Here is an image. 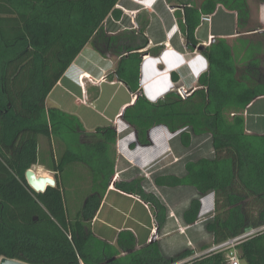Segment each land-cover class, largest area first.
I'll return each mask as SVG.
<instances>
[{"label": "trees", "instance_id": "16d2710c", "mask_svg": "<svg viewBox=\"0 0 264 264\" xmlns=\"http://www.w3.org/2000/svg\"><path fill=\"white\" fill-rule=\"evenodd\" d=\"M118 1L0 0V258L28 264H77L79 259L170 264L175 259L164 256L155 241L137 248L131 230L119 231L115 244L93 233L92 220L115 175L116 130L104 125L87 131L78 116L46 105L48 94L84 46L103 35L107 17H120ZM220 3L235 10L239 19L247 15V0H203L199 7L186 1L184 26L190 42L201 17ZM110 40L117 41L115 36ZM146 43L145 38L117 51L113 77L135 94L133 103L123 109L122 120L134 128L142 144L149 143L151 128L163 125L170 132L181 130L177 136L184 147L190 146L193 135H207L212 147L210 156L186 161L183 175L155 176V185L194 188L197 196L182 212L187 224L197 220L201 197L213 193L212 213L205 221L212 244L264 227V134L246 132L243 116L248 104L264 95V84L237 80L232 63L221 58L223 51L210 45L203 48L210 64L199 76L202 88L183 97L171 90L152 102L139 89V50ZM39 135L61 149L56 158L51 153L53 171L65 175L80 164L90 173V186L79 193L84 197L73 213L65 183L56 176L55 186L43 192L27 184L25 171L38 162ZM115 188L151 202L161 226L166 209L145 193L139 181L117 182ZM236 249L244 264H264V228ZM225 262L222 252L211 251L181 264Z\"/></svg>", "mask_w": 264, "mask_h": 264}, {"label": "rangeland", "instance_id": "374dc122", "mask_svg": "<svg viewBox=\"0 0 264 264\" xmlns=\"http://www.w3.org/2000/svg\"><path fill=\"white\" fill-rule=\"evenodd\" d=\"M136 3L138 7L149 5V3ZM117 5L121 6V3L119 2ZM250 6L251 3L248 6L249 10ZM121 12L123 15L121 20L119 19L121 15L118 18L119 22L115 17H107V20L102 25L103 35L100 38L89 41L75 58L74 61L76 63L73 61L67 69V71H75L73 73L75 74L73 75L75 83L63 78L61 84L62 87L64 86L71 91L68 93L62 87H57L52 95L46 99V104L52 105L54 103L53 100L58 101L57 103H59L62 109L71 111L78 116L87 130L108 124L116 130V174L113 178L112 186L109 187L110 190L105 196V201L101 206L99 214H97V219L95 218L93 221L94 233L102 235L114 243L117 228L129 227L135 230H147L144 241L137 240V245L150 240H158L161 249L169 254L171 253L170 248L175 247L172 251L175 249L174 253H178L179 250L183 249L182 246L191 240L192 245L189 247L198 251L197 255H195L196 257L201 255L200 253H206V250H208L207 248L200 252L198 244L204 242V245L209 248L213 245L209 236L204 234L205 230L201 226V224L203 225L210 218L213 209L211 200L209 208H206L205 205L206 196L209 193L200 199L201 210L196 223L199 224V227L190 228V226L185 224L181 215L184 209L187 208L191 198L197 196L194 188L190 186L158 187L155 185L153 179L160 174L182 175L186 161L212 154L211 142L207 135H193L190 146L184 147L181 144L179 136H177L179 130L170 132L166 126L161 125L151 128L147 136L149 143L142 144L138 142L134 128L121 119L120 114L122 111L114 116L120 104L129 99L125 87L115 82L112 74L119 59V55L117 54L118 48L121 45L137 43L139 40L146 38L144 26H138V28L132 27L129 12H125L126 15L122 10ZM113 19L117 22H114ZM137 29L139 32L141 30V32L135 35ZM112 36H115L117 41H111L110 37ZM133 37L134 41L131 39ZM75 64L81 67V71L76 70ZM86 72L89 74V78L81 80L82 74ZM108 81H114L115 83H109ZM91 82H98L99 84L105 82L97 88L93 87V90L97 93L100 91L99 100L96 102H93L94 97L92 98L89 94ZM179 88L175 87L174 89L179 95L181 93V96L189 94V92L181 88L180 93L176 90ZM132 143H134L133 146H131ZM57 148L58 146H56ZM60 150L59 148L52 152L53 155L58 156ZM48 153L50 154L49 151ZM45 155L46 153H41L40 164L45 163L46 166L44 167L47 169V166L50 164L51 157L49 156L51 154L47 157ZM41 166L36 165L32 169L36 171L37 175L47 174V176L54 177V173L46 169L44 170ZM42 169L46 172H41L40 174L39 170ZM75 169L71 174L72 176L75 173L77 176L79 175V182L75 184L76 180H73L74 184L71 182L69 185H66L65 189L68 207L72 213L81 205L84 196H80L79 193L82 188L88 189V186H90V173L81 167L80 164H76ZM132 180L139 181L145 193L150 195V197L152 196V199L158 200L165 207L166 217L160 229L157 228L158 222L155 216L156 213L158 214V210L151 202L143 200L137 202L123 195L125 192L115 188L117 182ZM133 196L138 197L136 195ZM240 263L244 264L243 260L240 259Z\"/></svg>", "mask_w": 264, "mask_h": 264}, {"label": "crops", "instance_id": "0c3cea01", "mask_svg": "<svg viewBox=\"0 0 264 264\" xmlns=\"http://www.w3.org/2000/svg\"><path fill=\"white\" fill-rule=\"evenodd\" d=\"M136 1L142 2V3L150 2V0H145L146 2L141 1V0H136ZM186 1H189L190 3L194 4L196 7H199L203 0H154L151 5L150 4L145 5V6L143 5L142 7H138L137 6L138 4L134 2L133 0H119L118 1V3L119 2L121 3V6L120 5L118 6L116 4V7L118 9H121L124 12V14L127 11L129 12L130 20H131L130 23L131 25H133L132 27L138 28V26H144V35L147 38V43L143 48L139 50L141 52V58L143 55H146V54L150 56H157L161 54V52L164 50H167V51L174 50L179 53H183L185 56H188L189 57L188 59L195 56L196 54H199L205 58V61H207L208 66H209L210 55L208 54V52L205 53L203 51V48L212 45L213 47H219L221 51H223L224 54L223 56H221L223 61L227 63H232L235 69V77L237 80L246 81L249 85H257V84L263 85L264 84V0H247V15L245 16V18H241V19L238 18V14L235 10L229 9L228 7L224 6L221 3L217 4L213 12L207 14L209 16V20H204L201 17L199 24L195 27L194 32H193V42H190L187 39L185 26H184L185 20H184V4L183 3ZM250 3H251V6H250L251 8L249 10L248 6L250 5ZM122 15L123 13L121 14V17L119 18L120 20L122 19ZM119 19H116V20H118L119 22ZM116 20L113 19L114 22H117ZM138 32L139 31L137 29L135 35H138L139 34ZM169 56L171 55L169 54ZM147 59H149V57H147L146 60ZM74 63L76 62L74 61ZM144 64H145V69H144L143 75L140 69L139 89L145 95L143 86L145 85L147 91H149L152 86H150L151 82H149L151 78L149 74H147L149 72V66H148L147 61ZM75 66L77 67L76 70L81 71L80 66H78L77 64H75ZM196 66L193 72L197 70L202 71L200 75L206 73L208 70V68L207 70H204V68H199L198 64ZM140 68H141V64H140ZM192 69L191 67L189 68L184 67L179 72H176L175 75H173L174 76L173 80L175 83L174 86L180 87L182 90H185L186 92H189V93H191L193 90L197 88H202V86L199 85V82H198L199 77L194 78ZM74 72H71L70 70L65 72L63 76L61 77V79L57 82V84L50 91L48 96L52 95V93L57 87H62L61 80L63 78L68 79L71 82L75 83V81H73L74 80L73 75H75L73 74ZM84 78H89V74L87 72L82 74L81 80ZM114 79H115L114 80L115 82H118L121 86L125 87V89L128 92V96H129V99H126L124 102L120 104V106L118 107V109L116 110L114 114L115 116V115H118L121 111H123V109L127 105H130V103L135 98V94L130 93L126 85L123 82L117 80L115 77ZM114 81H108V82L115 83ZM104 83L105 82H101L99 84L98 82H95V83L93 82L91 87H89L90 88L89 94L91 95L92 98L94 97L93 102H96L97 100H99V97H100V91L97 93L96 91L93 90L94 89L93 87L97 88ZM62 89L64 91H67L68 93L71 91L70 89H67L64 86L62 87ZM53 102L54 103L52 105H47V104L46 105L48 107L55 106V107L62 109L59 103H57L58 101L53 100ZM62 110L68 113L74 114L71 111H68L66 109H62ZM243 116L245 120L246 132L252 133V134H264V95L256 97L250 104H248V106L243 112ZM123 125L125 126L124 123ZM93 129L91 128L89 130L87 129L86 130L92 131ZM56 146L57 144L53 141H50V139L47 138L46 136L39 135L38 136V162L33 164L30 168L32 169V167L36 165L38 166L42 165L41 167L45 170L46 169V167H44L46 166L45 163L40 164L41 163L40 155L41 153L42 154L46 153L45 157L49 156L52 152L59 149V147L56 149ZM48 151L50 152V154L49 153L47 154ZM53 156L54 158L57 157L55 154ZM49 157H51V155ZM50 161H51V158H50ZM70 168H71V171L69 173H65V175H63L60 172L53 171L51 169L50 164L49 166H47L46 170L54 173L53 178H55L56 176L57 178H59L60 181H63L65 183L64 188L66 189V185H69L73 180H76L75 184H77L80 179L79 175L77 176L76 173L74 176H72L71 174L73 173L74 170H76L75 169L76 164L72 165ZM43 169L39 170L40 174L41 172H46ZM32 170L36 172L34 169ZM184 173H185V167H184ZM69 174L71 175L68 178ZM115 174H116V170H115ZM160 175H163V174H160ZM178 176H181V175H178ZM112 182H113V179H112ZM112 182L110 183L109 187L112 186ZM109 187L104 195V198L101 201L100 207L95 217L92 220V231H93V221L95 220V218L97 219V214H99L101 206L103 202L105 201V196L107 192L110 190ZM158 187H167V186H158ZM177 187H182V186H177ZM211 193H209V195L206 196L207 197L205 200L206 208H209L210 200H211V205L213 207L214 196ZM128 194L129 193H126V192L123 193V195H126V197L131 198L132 200H136L137 202L142 201L138 197H135L133 195H128ZM73 197L76 198V196L74 195ZM163 223L161 224V226H159V223H158L157 228L160 229ZM196 223H197V220L192 224H187V223L185 224L187 226H190V228H193L196 226L199 227V224H196ZM201 226H203L205 230L204 234L209 236L212 242V234L206 230L205 223L203 225L201 224ZM121 230H131L135 235L136 244H138L137 240L142 241V242L144 241L146 237L145 232L147 231V230H139V229L135 230L129 227L117 228L115 232L116 234L114 238V243L102 235L95 234L94 231L93 233L96 236L112 244H115L118 232ZM151 241H155L156 243H158L160 250L164 256L172 257V258L175 257V259L172 262H170V264H181L183 262H186L189 258L191 259V257L192 258L195 257V255H197V252H198L192 249L191 247H189L192 245L191 240L190 242H187L186 244H184L182 246L183 249L179 250L178 253H174L175 249L172 251V249L175 247L170 248L171 249L170 254L165 252L163 249H161L160 242L158 240H150V241L144 242L141 245H137V248L145 244H148ZM207 248L209 247L205 246L204 242H201L200 244H198V250H200V252H202L203 250ZM188 251H190L191 254L188 256H185L184 254ZM203 253H200V254H203Z\"/></svg>", "mask_w": 264, "mask_h": 264}, {"label": "clouds", "instance_id": "9594fccd", "mask_svg": "<svg viewBox=\"0 0 264 264\" xmlns=\"http://www.w3.org/2000/svg\"><path fill=\"white\" fill-rule=\"evenodd\" d=\"M133 1L138 2L136 0H133ZM153 1L154 0H150V2H146V1L145 2L152 4ZM171 51H174V50H171ZM174 52L180 57L179 61L173 60L171 58L172 55L170 51H167V50L162 51L161 54L157 56H150V60L148 62L149 72L147 74H149L151 78L149 82H151L150 86H152L153 88L151 87L150 90L147 91L145 85L143 87H144L146 98L152 102L157 101L159 98L164 96L167 92L175 89L173 75L176 72H179L182 68L184 67H187V68L191 67V69L193 68L192 73H193L194 78L199 77L200 73L202 72L198 70L193 72V70H195L194 68L196 67H193V65H191V62L188 59L189 57L185 56L183 53H179L177 51H174ZM169 54L171 56H169ZM198 56H200L201 58L203 57L199 54ZM203 59L205 60L204 57ZM140 69L143 75L144 69H145L144 63L141 65ZM204 70H207V69L204 68Z\"/></svg>", "mask_w": 264, "mask_h": 264}, {"label": "built area", "instance_id": "2783aa9c", "mask_svg": "<svg viewBox=\"0 0 264 264\" xmlns=\"http://www.w3.org/2000/svg\"><path fill=\"white\" fill-rule=\"evenodd\" d=\"M202 19L209 20V16L203 15ZM170 53L172 55L171 58L173 60H175V61L180 60V57L177 54H175L174 51H170ZM147 57H149V59L146 60ZM149 60H150V55H148V54L143 55L142 60H141V65L143 63H145L146 61L148 63ZM189 60L191 62V65H193V67H195L198 64L199 68H206V69L208 68V64L206 63V61L204 59H202L200 56H198V54L191 57ZM176 90H178L180 92L181 89L179 88ZM182 97H183V95H182ZM263 228L264 227H261L259 229H253L251 231L236 235L234 237L228 238V239L221 241L219 243L213 244L210 248H208V250H206V252H211V251L222 252L224 254V257H225V261H226L225 264H241L240 258H239V255H238V252L236 249L237 244H239L244 239L248 238L254 232L261 230ZM68 237L70 238V235H68ZM77 264H100V263H86V262H83L81 259H79Z\"/></svg>", "mask_w": 264, "mask_h": 264}, {"label": "water", "instance_id": "95a60500", "mask_svg": "<svg viewBox=\"0 0 264 264\" xmlns=\"http://www.w3.org/2000/svg\"><path fill=\"white\" fill-rule=\"evenodd\" d=\"M134 101V100H133ZM130 103V105L133 103ZM122 114V112H121ZM120 114V116H121ZM122 119V118H121ZM128 124V123H127ZM179 130L178 132H180ZM136 135V133H135ZM25 179L27 184L35 191V192H43L48 186H55V179L51 176L47 175H37L31 168L25 171ZM213 195V193H211ZM0 264H28L16 259H10L7 257L0 258Z\"/></svg>", "mask_w": 264, "mask_h": 264}]
</instances>
